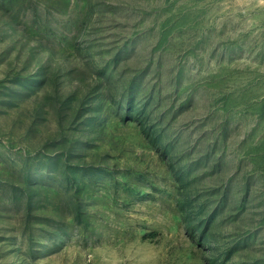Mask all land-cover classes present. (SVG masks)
Instances as JSON below:
<instances>
[{"label": "rangeland", "instance_id": "1", "mask_svg": "<svg viewBox=\"0 0 264 264\" xmlns=\"http://www.w3.org/2000/svg\"><path fill=\"white\" fill-rule=\"evenodd\" d=\"M0 264H264V0H0Z\"/></svg>", "mask_w": 264, "mask_h": 264}, {"label": "trees", "instance_id": "2", "mask_svg": "<svg viewBox=\"0 0 264 264\" xmlns=\"http://www.w3.org/2000/svg\"><path fill=\"white\" fill-rule=\"evenodd\" d=\"M72 155H74V156H78V154H72ZM75 181H76V179H73V180L69 179V180H68V182H71V183H73V182H75Z\"/></svg>", "mask_w": 264, "mask_h": 264}]
</instances>
